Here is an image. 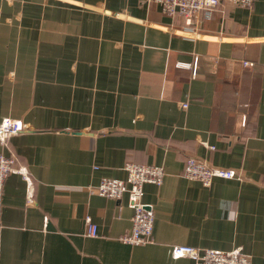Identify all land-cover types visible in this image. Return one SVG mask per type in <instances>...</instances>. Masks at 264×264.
I'll return each mask as SVG.
<instances>
[{"label":"crops","instance_id":"1","mask_svg":"<svg viewBox=\"0 0 264 264\" xmlns=\"http://www.w3.org/2000/svg\"><path fill=\"white\" fill-rule=\"evenodd\" d=\"M4 119L22 131L0 154L31 187L3 183L0 264H194L172 257L177 245L264 264V0L199 22L145 0H0ZM189 157L241 179L188 180ZM127 163L165 172L143 185L154 221L141 246L120 241L128 195L89 191L125 179Z\"/></svg>","mask_w":264,"mask_h":264},{"label":"built area","instance_id":"2","mask_svg":"<svg viewBox=\"0 0 264 264\" xmlns=\"http://www.w3.org/2000/svg\"><path fill=\"white\" fill-rule=\"evenodd\" d=\"M157 4L161 12L169 17H178L182 20L209 19L215 9L229 3L231 5L250 8L255 0H145ZM247 64V63H244ZM182 107H186L185 104ZM22 131L20 122L4 119L0 123V142L18 134ZM213 148V147H211ZM15 160L12 157L0 154V191L6 177L10 174H17L31 187V181L24 168L15 167ZM126 178L110 179L103 178L98 185L90 187L93 194L106 197L108 199H120L124 194L128 195V206L132 209L131 228L120 237V241L130 246H141L153 241L152 229L154 221V209L152 205L143 203V185H160L165 172L162 166L143 165L127 163L124 165ZM182 177L209 186L216 178L231 179L235 177L234 171H224L211 168L205 162L194 157L186 159ZM31 198V193H30ZM85 236L96 237V226L89 218L85 220ZM172 257L175 259L186 258L194 264H252L250 256L235 248L230 251H218L212 249L199 250L190 246L177 245L172 247Z\"/></svg>","mask_w":264,"mask_h":264},{"label":"rangeland","instance_id":"3","mask_svg":"<svg viewBox=\"0 0 264 264\" xmlns=\"http://www.w3.org/2000/svg\"><path fill=\"white\" fill-rule=\"evenodd\" d=\"M209 148H211V147H209ZM212 150L214 149V148H211ZM194 158H196V159H199V158H197V157H194ZM199 161H201V162H205L208 166H210L211 168H214L213 166H211L210 164H208L206 161H204V160H201V159H199ZM234 173H235V177H233V178H231V179H241V174L239 173V172H235L234 171ZM250 261H251V258H250ZM252 263V262H251Z\"/></svg>","mask_w":264,"mask_h":264}]
</instances>
